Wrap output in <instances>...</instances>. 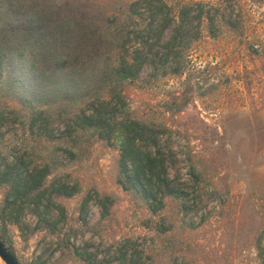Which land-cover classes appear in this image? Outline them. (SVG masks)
I'll return each mask as SVG.
<instances>
[{"label": "trees", "instance_id": "1", "mask_svg": "<svg viewBox=\"0 0 264 264\" xmlns=\"http://www.w3.org/2000/svg\"><path fill=\"white\" fill-rule=\"evenodd\" d=\"M214 8L195 0H130L121 7L93 0H0V142L10 125L21 122L43 146L59 132L69 161L78 162L97 144L115 147L116 184L140 213L138 233L112 235L102 257L61 238L69 256L84 264H237L252 252L250 264H264V192L234 200L227 174L208 175L206 159L216 151L225 155V134L196 116L200 85L195 71L184 70L186 43L203 36L202 23L217 36ZM223 27L244 32L228 20ZM147 66L156 76H186L183 87L163 99L162 121L151 117L140 96ZM218 69L209 64L200 72ZM260 71L246 66L237 75L254 110L264 108V67ZM257 77L263 82L255 89ZM64 170L55 157L35 162L28 145L11 158L0 150V239L13 254L7 226L24 208L54 231L55 208L61 221H69L59 198L74 197L81 187ZM92 200L101 208L102 231L112 233L119 224L117 196L99 190L85 195L78 209L85 225Z\"/></svg>", "mask_w": 264, "mask_h": 264}, {"label": "rangeland", "instance_id": "2", "mask_svg": "<svg viewBox=\"0 0 264 264\" xmlns=\"http://www.w3.org/2000/svg\"><path fill=\"white\" fill-rule=\"evenodd\" d=\"M93 1L107 7H121L130 0ZM195 1H203L209 7H215L213 11L217 36L210 37L207 23H202L203 36L190 42L191 44L186 43L184 70L188 73L195 71L200 85L196 92L199 111L196 116L201 115L209 123L220 125L221 132L225 134V155L222 151H216L206 159V171L215 178L227 174L231 195L236 200L239 195L264 192V108L254 110L244 84L237 80V75L246 66L249 69L258 67V70L261 69L260 73L264 67V0ZM226 20L242 25L243 34L224 28ZM169 37L170 34L167 39ZM253 55L255 64L252 62ZM209 64L218 65L219 69L201 73L200 71ZM158 73L156 76L154 69L147 66L138 84L139 90L145 93V96H140L149 103L147 111L155 120L162 121L165 117L162 109L163 99L168 92L182 88L186 76ZM262 82L258 77L254 78V88L261 87ZM10 127V132L0 142V150L6 158H11L15 150L28 145L35 162L58 158L63 162L69 180L79 182L81 187L78 195L59 198L67 209L69 221H61L60 213L55 208L53 217L58 221V231L45 226L31 207L19 212L18 221L8 222L7 227L22 264H84L61 248V238L71 247H88L91 252L99 251L102 257L110 251L108 239L112 235H117L120 239L124 234L138 233L140 213L116 184L118 154L115 147L97 144L81 160L74 162L65 157L63 149L66 146L58 139L59 132H56L55 142H46L43 146L37 136L26 131L21 122L15 127ZM175 149L179 153V160L183 161L180 147L176 145ZM222 163L225 166H222ZM178 168L182 176L187 178L185 164H179ZM171 175L177 178L178 169L173 168ZM95 190L101 193L113 192L117 196L116 211L119 224L115 225L112 233L102 231L101 208L95 200L89 204L87 224L78 220V209L83 197L88 193L94 195ZM4 195L5 189L0 187V210ZM256 205L261 211L262 204L256 202ZM246 257L239 259L237 264H250L254 259L252 252Z\"/></svg>", "mask_w": 264, "mask_h": 264}, {"label": "water", "instance_id": "3", "mask_svg": "<svg viewBox=\"0 0 264 264\" xmlns=\"http://www.w3.org/2000/svg\"><path fill=\"white\" fill-rule=\"evenodd\" d=\"M0 257L6 264H22L17 254H13L2 239H0Z\"/></svg>", "mask_w": 264, "mask_h": 264}, {"label": "bare ground", "instance_id": "4", "mask_svg": "<svg viewBox=\"0 0 264 264\" xmlns=\"http://www.w3.org/2000/svg\"><path fill=\"white\" fill-rule=\"evenodd\" d=\"M0 264H6V263L2 260L1 257H0Z\"/></svg>", "mask_w": 264, "mask_h": 264}]
</instances>
